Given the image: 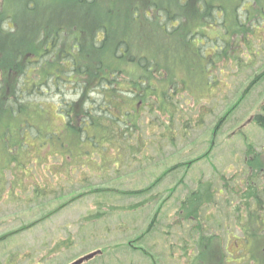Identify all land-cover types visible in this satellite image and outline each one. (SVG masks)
<instances>
[{"label":"rangeland","instance_id":"374dc122","mask_svg":"<svg viewBox=\"0 0 264 264\" xmlns=\"http://www.w3.org/2000/svg\"><path fill=\"white\" fill-rule=\"evenodd\" d=\"M70 1L60 0L59 5L56 4L55 7L46 2L40 4L37 1V5H40L39 13H41L28 16L25 0H14L12 12L17 16L18 29L13 32L15 35L0 37V48L2 47L0 53L10 57L16 50L14 45L18 46L17 49L38 46L35 31L30 28L32 23L28 24V19L31 20L30 18H36L38 15L43 20L53 14L54 18L64 20L67 24L90 23L88 20H92V14L85 15L84 13V17L79 15L80 8L76 6L75 1L73 5ZM150 1H156L161 5L174 3L166 0H120L114 8L121 14L113 16L121 21L118 26L119 31L109 36L114 40L109 42L108 46L117 40L116 36L120 35L119 32H125L124 36L128 38L135 37L136 44L132 38L130 41L136 52L140 48H150L153 40L156 43L162 40L163 34L159 31L157 23L145 21L143 25L141 22L135 23L128 18L125 19L131 16L126 13L128 9L134 8L137 4L144 6ZM216 1L221 6H229L227 14L229 21H232L234 16L231 14L232 7L237 4L238 0ZM258 1L261 2L259 7L264 5V0ZM103 3L106 7L108 1L99 0L101 6ZM108 6L111 7L110 4ZM175 6L173 4L171 7ZM77 7L78 11H71V8L76 9ZM53 8L54 12H52ZM63 15L64 18H62ZM220 17H223L222 13ZM51 22L52 19L47 18V24ZM14 24L11 23V26ZM24 24L29 25V29L22 33ZM229 24L231 25V22ZM142 32L144 35H140ZM257 32L256 35L259 37L252 48L249 47L247 41L237 47L239 62L232 63L224 59L218 62L219 67L210 85L204 80L198 58L189 48H184V52L182 49L177 52L188 53L187 57L179 56V58L174 57L169 60L163 54L162 64L183 84V97L177 99V111H180L182 117L176 121V126H172L175 136L173 141L165 135L159 140L158 135L153 136L152 134L155 131L162 130V133L165 131L167 125L162 122L166 113L155 111L156 114L154 112L149 114L151 110L148 104L151 102L143 104L142 113L144 114L141 119L143 124L139 139L142 140V144L145 140L150 142H146L148 147L141 148L140 151L144 150L149 159H122L123 163L120 166L109 167L106 173L100 171L98 164H95L92 169L88 165L84 166L88 163V159L79 155L81 152L77 136L66 130L65 121L57 112V106L54 103H57L58 99L48 100L50 103L45 112H40V115L36 113L28 115L32 116L33 119H31L46 132L62 134L63 141L49 144L40 152L39 157L41 158L33 159L30 163H27L26 159H17L13 171L17 172L18 176L12 174L11 182L21 185L23 170L42 169L38 171V174L40 172L44 177L40 180L44 181L45 183L42 184L48 188H44L45 193L56 190L57 193L52 194L57 197L49 202L53 196L50 198L46 196L43 199L44 203L35 197L26 199L28 186L22 185V188H7L6 192L0 195V264H69L98 248L102 249L103 253L84 264H185L190 257L187 253H183L184 248L180 245L184 240L191 243L195 235L203 231L221 234L222 238L210 240V243H219L222 247V242L226 239L224 233L227 227L219 229L222 225L218 226L215 222L219 216L220 220H225L233 215L229 209L230 199L226 196H229L231 186L234 184L233 181L224 182V177L229 179L234 171H242L249 143H252L255 150L264 149V128L256 121L249 122L250 124L247 122L251 115H264V111L261 110L264 104V79L252 87L245 101L228 115V119L226 114L264 67V25ZM85 33L91 34V31ZM6 40L10 41L12 46L4 45ZM141 41H144L146 46L141 45ZM87 53H90L88 49ZM104 59H109V54L106 53ZM252 60L255 62L250 64ZM190 63L195 69L190 70L192 68ZM120 66L127 71L129 68L135 70L133 65L124 62ZM203 111L205 115L202 116ZM19 123L15 116L0 113L1 127L4 128L7 124L19 125ZM222 123L223 125L217 128V125ZM242 124L246 126L237 128L232 133L235 126ZM17 129L13 127L11 130L15 137L14 144L18 141L16 139ZM148 131L152 133V136L148 134ZM236 132L237 136L234 135ZM42 135L43 133L37 129V136L41 140ZM137 144L139 141L136 142L135 139L134 146ZM208 149H210L208 158H201ZM1 150L0 159H6L5 151ZM129 152L127 156L129 154L137 158L141 156L140 152L138 154L133 150ZM22 153L23 149L18 147L17 154ZM44 159H49V161ZM195 159L200 160L191 162ZM188 163L190 165H187ZM116 168L119 170L115 171ZM27 175L24 174V176ZM85 175L91 180H81ZM201 179L206 182L205 184H209L206 180L211 179L214 185H219L218 187L224 189V192L215 196L212 200L213 204L206 207L210 218L197 222L192 218H187L180 206L190 189L196 187L197 181ZM153 181H158L154 193L159 191L162 194V198L158 196L160 201L142 204V202L139 203L142 199L130 197L126 193V190L144 188ZM31 183L33 184L31 185L32 191L36 186H41L33 178ZM101 183L104 186L100 185ZM228 184V187L224 186ZM103 187L112 190L109 194L104 193L103 195L93 192L94 189ZM174 187H176L174 190H169ZM82 193L81 198L67 203L56 214L43 219L44 215L51 213L53 209L57 210V207L69 201L70 197ZM98 201L104 202L101 205L103 214L93 218L92 215L99 208ZM198 224H201L203 229L199 228ZM197 228L200 231H197ZM14 230L19 232H10ZM230 232L235 236L240 233L236 227H231ZM141 235L143 237H140ZM59 239L61 242L54 250ZM237 240L234 236L232 237L228 246L229 250L234 251ZM193 250L189 248L188 253L190 254Z\"/></svg>","mask_w":264,"mask_h":264},{"label":"trees","instance_id":"16d2710c","mask_svg":"<svg viewBox=\"0 0 264 264\" xmlns=\"http://www.w3.org/2000/svg\"><path fill=\"white\" fill-rule=\"evenodd\" d=\"M37 1L40 4L46 2L53 7L56 4L59 5L60 2V0H25L28 16L39 13L40 5H37ZM74 1L80 10L77 7L76 9L71 8V11L79 10L81 16L84 13L85 15L91 13L92 20H88L90 23L67 24L64 20L54 18L53 14L43 18V20L38 15L36 18L28 19V24L32 23L30 28L34 29L37 36L38 46L17 49L18 46L14 45L16 50L10 57L0 53V113H9L20 122L19 125L7 124L4 128L0 124V155L1 149L6 153V159H0V195L4 194L10 187L28 186L26 199L35 197L44 203L43 199L46 196L49 198L53 196L49 202L57 197L52 194L53 192L57 193L56 190L45 193L44 188H48L42 184L45 182L40 180L44 177L41 176L40 172L38 174V171L42 169L28 168L23 170V179H20L22 186L11 182L13 180L12 174L18 176V173L13 171L17 159H26L27 163H30L33 159L41 158L39 157L40 152L46 146L56 141H63L62 134L46 132L32 120V116H28L32 113L40 115V112H45L50 103L48 100L58 99V102L54 103L57 106V112L63 117L66 130L77 136L81 152L79 153L80 157L88 159V163L84 166L88 165L93 169L94 165L98 164L97 166L101 168L100 171L106 173V170L109 171V167L120 166L123 163L122 159H149L144 150L140 151L141 148L148 147L146 142H150L144 139L142 144V140L139 139V132L142 130L143 124L141 121L144 114L142 113L143 104L151 102L148 104L151 110L149 114L155 113V111L166 113L162 122L167 125L165 131L163 133L162 130L160 132L155 131L153 134L148 131L150 135H158L159 140L161 136L165 135L166 138L173 141L175 136L172 126H176V121L182 117L180 111H177V99L183 97V84L175 77L176 75L169 73L167 67L162 64L163 54L169 60L174 57L179 58V56L187 57L188 53L177 52L181 49L184 52V48H189L198 58L204 80L210 85L219 67L218 62L222 59L224 61L230 60L232 63L239 62L237 47L242 42L247 41L249 47L252 48L259 37L256 35L258 34L257 31L262 29L264 25V5L259 7L261 2L258 0L238 1L232 7L231 14L234 15L232 21H229L227 14L229 6H221L216 0H166L173 1L175 7H171L173 4L161 5L156 1L149 2L144 6L137 4L134 8L126 11L131 16L125 17V19L128 18L135 23L141 22L143 25L145 21L157 23L158 29L163 35L161 36L162 40L158 43L153 40L150 48H140L136 52L130 41L132 38L134 43L137 42L135 37H125V32H119L120 35L116 36L117 40L108 46L109 42L114 40L110 39L109 36L119 31L118 26L121 21L113 16L121 14L114 8V5L118 4L120 0H107L106 7H104V3L101 6L99 0H71L70 4L73 5ZM13 2L14 0H0V37L3 38L15 35L13 32L18 29L17 16L12 12ZM109 4L111 7L108 6ZM54 11L53 8L52 12ZM220 13L223 14L222 18ZM47 18L52 19L51 24H47ZM11 23H15L14 26H11ZM23 28L22 33L29 29V25L24 24ZM86 31H91V34H86ZM140 35H144L143 32ZM251 35L253 36L250 37ZM148 40H150L149 37ZM5 44L12 46L7 40ZM140 44L146 46L144 41H141ZM249 47L247 48L249 49ZM1 48L0 51H2ZM87 49L90 53H87ZM106 53L109 54V59L105 60L104 55ZM250 54L255 56L254 53L250 52ZM106 61L108 63H105ZM123 62L133 65L135 70L132 68H129V71L124 70L123 66H120ZM254 62L252 60L250 64ZM189 65L192 67L190 70L195 69L193 64L190 63ZM262 79H264V67L228 110L227 119L228 115L245 101L252 87ZM68 97L70 99H67ZM154 105H156L155 110H153ZM261 110L264 111V104ZM203 115H205V111L202 112ZM257 116H255V120H258L260 126L264 128V115ZM222 125L223 123L218 124L217 128ZM13 127L18 128L17 144H14L15 137L11 131ZM37 129L43 133L42 140L37 136ZM135 139L136 142L139 141L136 146H134ZM3 143H5L4 146ZM18 147L23 149L21 155L17 154ZM131 149L136 154L140 152L141 156L139 155V158L131 154L127 156L129 151L132 152ZM209 152L210 149L201 158H208ZM245 153L248 155L245 154L242 171L243 173L246 171L254 173L247 175L245 190L238 194V198L243 201H239L234 212H237V220L240 219L238 223L241 228L251 232L250 236L253 240L251 251L253 252V259H256L258 251L260 252V246H262L261 227L256 225V220L260 221L261 206L264 204V184L257 183L255 177L256 173L259 175L264 172V160H262L264 159V150L259 152L254 149L252 143H249L248 151L246 149ZM44 160L49 161V159ZM198 160L200 159L193 161ZM117 170L119 169L116 168L115 171ZM24 174L28 175L24 176ZM235 177L234 174H231L229 179L224 177V182L226 180L231 181ZM32 178L41 185L36 186L34 191L31 187L33 185L31 183ZM83 178L81 180H91L86 175ZM206 181H209V184H205L203 179L198 180L196 187L190 189L180 206L187 218H192L197 222L210 218L206 207L212 205V200L217 196V192H221L219 185H214L211 179ZM157 183L158 181H153L144 188L126 190V193L130 197L142 199L139 201L142 204L155 202L159 200L158 196L162 198L159 191L154 193ZM224 186L228 187L229 184ZM232 189L233 186H231ZM111 190L103 187L94 189L93 192L103 195L104 193L109 194ZM231 190L229 196H226L229 199L232 195ZM82 195L83 193L70 197L69 201L60 204L57 210L53 209L51 213L44 215L43 219L56 214L67 203L81 198ZM98 202L99 208L92 215L93 218L103 214L101 213L103 210L101 205L104 202ZM165 202L166 199L164 204ZM243 204L247 206L246 210ZM130 208L133 207L130 206ZM230 216L232 217V215ZM169 226L171 227V225ZM198 227L203 229L201 224H198ZM199 228L197 231H200ZM221 228L223 227H219V229ZM217 234L205 231L198 232L191 243L186 240L183 241L180 245L181 248H184L183 253H187L189 248L199 252L197 255L192 253L191 259L188 258L190 264L224 263L226 256L224 242L220 241L222 247L219 243H210V240L222 238L220 234ZM60 242L59 239L54 250L58 248L57 245ZM184 245L187 247H183Z\"/></svg>","mask_w":264,"mask_h":264},{"label":"flooded vegetation","instance_id":"af4514ba","mask_svg":"<svg viewBox=\"0 0 264 264\" xmlns=\"http://www.w3.org/2000/svg\"><path fill=\"white\" fill-rule=\"evenodd\" d=\"M236 160V159H235ZM263 160V159H262ZM234 166H236L234 164ZM235 168V167H234ZM254 172H238V171H234L232 173V175L234 174L236 177L231 180L234 182L233 189L232 191V195L230 196V207L233 206V208H230L233 215H232V219H225V220H220V216L218 217L219 219H217V221L215 222V224L222 225V227H227V231L224 233V235H226L228 237V241H230L232 239V237L234 236L235 238H237V242H236V247L234 248V251L230 252L229 255L230 257H228V261L225 264H264V204L261 206V213H260V221L256 220V225L261 227V241H262V246H260V252L258 251L257 254V258L253 259V252L251 251V249L253 248V240L250 236L251 232H249V230H245L242 229L241 226L238 223V219L237 220V212H234V208L237 204H239V201H243L242 199H239L238 194L241 193V191L245 190V179L247 177V175L249 174H253ZM256 177L255 180L257 181V183H263L264 184V172L259 174L256 173ZM244 205V209L247 207L245 204ZM246 210V209H245ZM245 210H244V214H245ZM246 217H248V215H246ZM239 218H241V216L239 215ZM231 227H236L239 230V235H233L231 234ZM231 237V238H230ZM237 248V249H236ZM199 252H195L193 253L194 255H197ZM187 254L189 255V253L187 252ZM187 255V257H188ZM192 256V255H191ZM188 260V259H187ZM199 263V262H198ZM185 264H188V262H186ZM190 264V262H189Z\"/></svg>","mask_w":264,"mask_h":264},{"label":"water","instance_id":"95a60500","mask_svg":"<svg viewBox=\"0 0 264 264\" xmlns=\"http://www.w3.org/2000/svg\"><path fill=\"white\" fill-rule=\"evenodd\" d=\"M99 253V251H94L92 253H89L77 260H75L74 262H72L71 264H82L84 261L92 259L94 256H96Z\"/></svg>","mask_w":264,"mask_h":264}]
</instances>
